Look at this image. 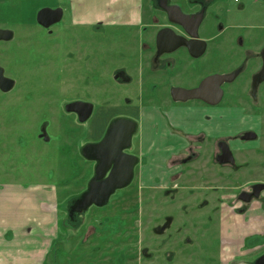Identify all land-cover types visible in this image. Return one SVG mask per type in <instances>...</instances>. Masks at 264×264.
Here are the masks:
<instances>
[{
    "label": "rangeland",
    "instance_id": "374dc122",
    "mask_svg": "<svg viewBox=\"0 0 264 264\" xmlns=\"http://www.w3.org/2000/svg\"><path fill=\"white\" fill-rule=\"evenodd\" d=\"M148 1L74 0V5H71L72 0H0V27L13 31L10 41L0 42V66L5 75L15 82L10 92H0V187L17 183L25 186L44 185L55 189L60 222L59 239L62 240L55 244L53 251L64 258L59 264H126L125 255L129 256L128 260L140 258L143 248H147L151 257L142 264H228L229 257L219 255L211 247L212 241L204 240L202 243L198 240L197 229L192 224L194 222L182 218L178 206L169 205H179L190 199L194 204L199 202L198 204L206 205L217 201L214 195H204L203 192L209 180L213 182L209 181L208 185L221 184L213 178V172L212 176L199 172L201 167L207 172L212 171L211 162L207 166L204 162H195L191 169L186 168L180 183L189 186L190 190L183 189L176 195L155 193V188L146 189L145 194L138 190L135 195L130 196L121 193L119 198L127 196L130 207L132 206L130 211L140 209L126 217L129 218V223L117 214L109 217L106 222L109 220L113 227L102 222L108 232H102L99 238H84L82 242L74 230L68 226L62 227L66 202L84 190L92 176V164L84 160L78 149L87 140L86 125H78L74 114L65 112L63 105L80 99L95 107H112L122 104L123 98L131 99L136 104L141 96L140 81L144 83L142 90L152 93L154 86L150 82L145 83L150 73V54L145 52L147 47L142 46V43L152 45L155 31L145 35H142L140 29L130 30L125 27L114 29L118 32L112 31L114 24L125 15L135 14L139 3L145 9ZM78 3H82V7ZM46 4L63 10L61 23L51 34L41 30L35 23L36 10ZM239 5V11L233 15L222 13L225 25L226 21L227 24L234 23V19L241 27L210 40L211 44L221 43L222 37L227 49L221 45L223 50L219 54L220 58L211 54L201 57L197 62L201 67L195 72L197 78L224 68L226 60L232 55L229 45L238 33L244 40L245 50L258 52L264 45V0H240ZM226 16L230 21L226 20ZM78 18L86 23H98L99 28L91 33L70 23ZM201 36L211 37L207 32H201ZM90 53L96 55V62L93 60L92 64L86 59ZM239 54L242 57L243 51ZM117 68L125 69L132 77V82H116L113 72ZM90 69L97 73L92 81ZM181 83V80L177 81L178 86ZM169 86L170 84L164 90L167 91ZM164 94L161 96L166 98L167 94ZM145 97L148 98L146 95ZM46 121L50 123L47 130L49 142L38 137L39 127ZM256 146L257 143L245 144L239 155L249 157ZM243 166L248 168H243L242 177L234 183H241V186L254 180L264 182L262 159L256 164L262 170L257 172L250 169V160ZM216 168L220 170L219 167ZM235 189L232 186L226 190V198L233 196L237 192ZM118 191L111 196L110 201L119 194ZM261 197L264 198V192ZM117 202L113 201L107 211L92 214V221L128 207L126 203L118 205ZM220 202L224 203L226 199ZM224 208L221 207V214L226 212L223 211ZM97 209L104 208L91 206L85 212L83 222L90 223L91 218L88 216ZM166 214H172L175 222L165 231L163 238L177 237L178 241L176 244L171 242L175 246L169 244V247L165 245L160 248L156 244H161L163 238L153 236L152 229L162 222ZM212 217V220H218L217 215ZM83 230L84 227H81L80 232ZM111 230L118 234L113 235L109 232ZM124 230L126 233H122ZM89 233L91 234L90 229H87L84 236H89ZM185 238L188 240L178 243ZM254 238L256 244L262 240L260 235ZM122 250L124 251L121 252ZM166 250H173L174 255L171 256Z\"/></svg>",
    "mask_w": 264,
    "mask_h": 264
},
{
    "label": "flooded vegetation",
    "instance_id": "af4514ba",
    "mask_svg": "<svg viewBox=\"0 0 264 264\" xmlns=\"http://www.w3.org/2000/svg\"><path fill=\"white\" fill-rule=\"evenodd\" d=\"M239 4L240 0L236 2L234 0H149L148 6L145 9H143L140 3L136 7L134 15L139 17L138 24L117 22L114 24V27L110 26V28H113L112 31L115 32L118 31L114 29L120 27H125L130 30L140 29L142 30V35H145L147 32L155 31L152 45L142 43V46L147 47L145 52L148 51L150 54L148 65V71L150 73L145 83L150 82L151 86H154V89L152 93L142 90L144 83L140 81L139 86L141 90L139 92L141 96L136 104L132 102L131 99L123 98L122 104L112 107H95V105L90 102L80 99L63 105L65 112L74 114L78 125H86L85 134L87 140L80 145L78 149L84 160L92 164V176L85 189L79 192L73 199L66 202L64 223L62 224V227L68 226L69 229L74 230L75 235L79 238L81 237L80 240L82 242L84 238L95 239L96 237H101L102 232H108L106 231L105 225L102 226V222L112 226V223L109 222V220L106 222V220L115 214L119 215L123 221L129 223V218L126 217L137 212L140 208L130 211L132 206L130 207L131 204L129 200H127V196L135 195L137 190L141 194L144 191L143 194H145V190L149 188H155L157 190L155 193L170 194L171 196L178 194L183 189L190 190L189 186L181 185L180 183L188 167L191 169L192 164L195 162H204L206 166L211 162L213 164L211 167L213 168L212 171L207 172L208 170L201 167V171L199 172L201 174L208 173L211 176L213 172V178L217 179V182L221 184L219 186L208 185V183H210L209 181L213 182L209 180L203 192L204 195H214L217 197L215 198V201H217L206 205L204 203L198 204L199 202L194 204L190 199L179 205L178 203H170L169 205L178 206L179 211L181 210L180 216L185 220L190 219V221L194 222L192 224L197 229L198 240L201 242L204 240L212 241L211 247L218 251L219 255L229 257L227 259L228 264H264V198L261 197L262 192H264V182L254 180L245 182V184L241 186V183H234V181L240 178L242 171L244 172V169L246 170L248 168L243 166L248 160L252 161V167L250 169L253 170V172L262 170V167L256 166L257 162L261 161V159L264 162V143H262V140L264 142V45L258 52H255L256 50L253 52L251 49L245 50L244 40L238 33L229 45L232 55L226 60L224 68L202 78H197L195 76L196 69L201 67V65L197 63L201 57L211 54V56H218V58H220L219 54L223 50L221 49V45L227 49L226 44L223 43L222 37L221 43L215 42L211 44L210 40L220 37L223 33H229L241 27L234 19V23L230 22L227 24L226 21L225 25V16L222 13L226 12L233 15L239 11ZM46 5L36 10L35 23L41 30L45 31L47 34H51L53 29L61 23L63 10L58 6L51 8L49 4ZM45 8L52 10L60 9L62 12L60 20L52 23L53 17H45L42 19V22L48 24V26L39 23L37 21V14L40 10ZM176 8H178L184 16L192 18V20H189L187 23L188 31H193L195 21L200 18L196 27V34L197 39L204 42V51L197 57H193L185 46H175L177 41L169 43L168 36L171 32L173 36L190 40L188 31L182 26L171 22L169 19L168 10L174 12ZM226 20L230 21V18L226 16ZM70 23L76 27L89 30L91 33H94L99 28L97 26L98 23L91 24L81 22L80 18L74 19V21H70ZM0 29L11 32V38L9 40H1L0 42H7L13 38L12 30L2 27H0ZM161 31H165V34L160 42V48L162 49H159L157 36ZM201 32H207L211 37L204 38L201 36ZM91 37L94 36L91 35ZM172 46H175L173 50L163 51V49L172 48ZM144 47L142 48L144 49ZM240 51H243L242 57H240ZM194 52H196V49ZM93 54L90 53L87 56L89 58H86L89 60L90 64H92L93 60L96 62V55L95 53ZM0 67L3 69L2 66ZM90 70V79L92 81V77H95L97 73L92 69ZM3 75L13 81V87L9 91L3 92L0 90L1 93H8L14 88L15 82L12 78L5 75L4 69ZM213 76H221L222 78L208 81L202 88V95L208 100H214L217 97L218 100L215 104L211 105L200 99H189L185 101L174 100L172 95L174 89L185 91L194 90L199 88L202 82ZM153 78L154 80H151ZM113 79L116 82L124 84H129L133 80L129 73L123 68L115 69L113 72ZM177 79L182 82L180 86L177 85ZM173 83H175V85ZM168 84H170V86L167 91H165L164 88ZM162 93H166L168 99L167 97L161 96ZM166 94L164 95L166 96ZM145 95L148 96V98L145 97ZM89 105H91L92 108H90ZM145 105H154L163 114L169 107L175 106L181 108H202L206 111L202 119L207 126L205 129L196 132H186L181 128L174 127L166 120V127L171 136H175L185 145L175 152L170 153L164 159L163 172H160L161 170L154 172L146 168L148 159L142 153L141 124L137 114V112L140 113V109ZM67 108H74L75 111H68ZM109 108L111 111H114V113L108 120L105 130L98 139L91 138L90 126L94 119L100 117L98 113L103 114ZM89 110L90 112H88ZM87 113L89 114L87 115ZM117 121L132 124L133 127L131 129L129 127L123 128L121 132L124 133V135L128 133L129 139L127 141L118 140L117 143L113 145L112 149L108 150L111 151V153L107 157L110 158L109 160L111 161L106 163L101 155L104 149L99 145L103 141L110 125ZM42 127H45L47 140L45 141L42 138L39 139L44 142H49L50 136L47 130L50 127V123L47 121L43 122L39 130ZM119 135L121 136V133L118 132L117 136ZM249 143H257V146L249 153V157L243 154L239 155V151L242 149L241 147ZM114 147H121L119 154L116 153L117 149H115L114 152ZM242 159H244V161H242ZM119 163L122 164L119 165ZM216 167H219L220 170H217ZM122 170L123 172L130 171L129 181L124 186L116 188L110 195L108 201L102 206L98 207L91 205L104 209H97L89 214L88 218H91L90 223L87 224V222H83V218L85 221V212L91 206L82 209L79 203L88 192L91 181L95 180L96 182H102L110 176L114 178L117 176L119 177ZM229 178H231V181ZM139 183H142V185H139ZM255 185L263 186V189L259 192L257 197L254 195L256 190L253 187ZM232 186L236 187L237 192L233 196H228L226 198L228 194L226 190L230 189ZM116 191H118L119 194L114 200L110 201L111 196ZM121 193L127 196L121 199L119 198ZM223 199H226V202L221 203L220 200ZM201 200L202 198L199 201L201 202ZM113 201H120V204L117 202L118 205L126 203L128 207L122 209L123 211L121 212H119L118 209L116 213L113 212V214L108 216L103 215L101 218L92 221V214H100V212L107 211ZM208 201L210 200L208 199ZM135 205L141 207L137 203ZM222 206L223 208L225 207L223 211L226 212L221 214ZM213 215H217L218 220H212ZM257 215H261V217L257 218ZM174 220L175 218L172 214H166L162 222L152 229L153 236L163 238L165 231L174 224ZM81 227H84L82 233L80 232ZM87 229H90L91 234L89 233V236H84L86 235L85 232ZM109 232L112 233L113 230ZM123 232L126 233V230L122 231V233ZM112 234L116 235L118 233ZM257 235L262 236V240L258 244L255 243L254 238ZM176 238H163L162 243L160 244L158 242L156 245L160 248L165 245L169 247V244L175 246L177 243L176 241H178ZM140 240L139 238L138 241ZM186 240H188V238L180 240L178 243H184ZM123 251L124 250L121 252ZM166 252L171 256L174 255L173 250H166ZM141 256L140 258L128 260L129 256L127 257L125 255L126 259L124 261L126 264H137V261L140 260V264H142L150 259L151 253L148 252L147 248H143L141 250ZM164 260H166L165 256Z\"/></svg>",
    "mask_w": 264,
    "mask_h": 264
},
{
    "label": "crops",
    "instance_id": "0c3cea01",
    "mask_svg": "<svg viewBox=\"0 0 264 264\" xmlns=\"http://www.w3.org/2000/svg\"><path fill=\"white\" fill-rule=\"evenodd\" d=\"M80 5L82 7V3ZM138 20L139 17L128 14L118 23L138 24ZM113 113L110 108L103 114L98 113L100 117L90 126L91 138L98 139L102 135ZM205 113L202 108L175 106L163 114L154 105L143 106L137 114L142 153L148 159L146 168L163 172L164 159L185 145L171 136L167 121L186 132H196L207 126L202 119ZM46 187L17 183L0 187V264H59L64 259L53 251L55 244L62 240L59 239V210L55 189Z\"/></svg>",
    "mask_w": 264,
    "mask_h": 264
},
{
    "label": "water",
    "instance_id": "95a60500",
    "mask_svg": "<svg viewBox=\"0 0 264 264\" xmlns=\"http://www.w3.org/2000/svg\"><path fill=\"white\" fill-rule=\"evenodd\" d=\"M61 10L60 9H49V8H45L42 9L38 12L37 14V21L45 26H48V24H44L42 22V19L45 17H53L52 23L58 22L61 18ZM168 15H169V19L171 20V22L176 23L180 26H182L183 28H185L186 31H188L187 28V23L189 22V20H192V18H189L187 16H184L180 10L178 8H176V10L173 12H171V10H168ZM199 19L198 18L195 21V25L193 28V31H188V35L190 37V40H185L183 38H179L177 36H173L172 32L170 33L169 37V43L170 42H174L177 41V44L175 46H185L189 53L193 56V57H197L199 55H201V53L204 51V42L201 40L197 39V34H196V27L199 23ZM165 31H161L159 32L158 36H157V43H158V48H160V42L162 41L163 37H164ZM11 38V32L6 31V30H1L0 29V41H6L9 40ZM172 48H166L163 49V51H171L173 50ZM196 49V52H194ZM220 78H222L221 76H213L208 78L207 80H205L204 82H202L199 86V88L194 89V90H189V91H185V90H180V89H174L172 91V95L174 100H180V101H185V100H189V99H200L203 100L211 105L215 104L218 100V98L216 97L214 100H208L206 99L203 95H202V88L203 86H205V84H207L208 81L210 80H219ZM13 87V81L4 77L3 75V69L0 67V90H2L3 92H7L9 91L11 88ZM90 108L91 105H89ZM68 111H75L74 108H67ZM91 110V109H90ZM90 110L88 112H90ZM89 113H87L88 115ZM129 127L130 129L133 127L132 124H128L126 122L123 121H117L114 124H111L110 127L107 130V133L103 139V141L101 142V144L99 146L103 147V152H101V155L103 157V159L105 160L106 163H109L111 160H109L110 158H108L107 156L110 155L111 151H108L110 149H112L113 145L117 143L118 140H128L129 139V134L127 133V135H124V133H122L121 131L123 130V128ZM121 133V136H117V133ZM39 138H42L43 140H47V134H46V130L45 127H42L40 129V135ZM121 148V147H120ZM120 148L118 147H114V152L115 149L116 153L119 154L120 152ZM122 163H119V165H121ZM123 172V170H122ZM118 177H109L106 180L102 181V182H96L95 180L91 181V183L89 184V189L88 192L83 196V198L81 199L79 205L82 209H86L87 207L91 206V205H95V206H102L103 204H105L110 195L114 192V190L116 188L122 187L124 186L130 178V171L128 172H123L122 174ZM253 188H255L256 192H255V197L258 196L259 192L263 189V186L261 185H255ZM77 204V203H76ZM75 204V205H76Z\"/></svg>",
    "mask_w": 264,
    "mask_h": 264
},
{
    "label": "built area",
    "instance_id": "2783aa9c",
    "mask_svg": "<svg viewBox=\"0 0 264 264\" xmlns=\"http://www.w3.org/2000/svg\"><path fill=\"white\" fill-rule=\"evenodd\" d=\"M235 2L238 1V0H234Z\"/></svg>",
    "mask_w": 264,
    "mask_h": 264
}]
</instances>
